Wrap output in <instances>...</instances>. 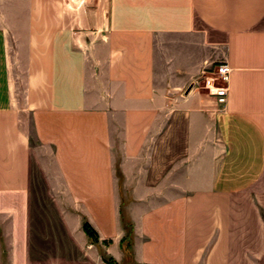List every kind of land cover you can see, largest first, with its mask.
Segmentation results:
<instances>
[{"label":"crops","instance_id":"0c3cea01","mask_svg":"<svg viewBox=\"0 0 264 264\" xmlns=\"http://www.w3.org/2000/svg\"><path fill=\"white\" fill-rule=\"evenodd\" d=\"M0 264H264V0H0Z\"/></svg>","mask_w":264,"mask_h":264},{"label":"built area","instance_id":"2783aa9c","mask_svg":"<svg viewBox=\"0 0 264 264\" xmlns=\"http://www.w3.org/2000/svg\"><path fill=\"white\" fill-rule=\"evenodd\" d=\"M232 68L226 62H220L204 70L201 78L192 88L204 89L212 97L218 108L224 109L228 104Z\"/></svg>","mask_w":264,"mask_h":264},{"label":"trees","instance_id":"16d2710c","mask_svg":"<svg viewBox=\"0 0 264 264\" xmlns=\"http://www.w3.org/2000/svg\"><path fill=\"white\" fill-rule=\"evenodd\" d=\"M84 231L86 232V234L90 237H94L95 236V233L94 231L90 228L89 225L85 224L84 225Z\"/></svg>","mask_w":264,"mask_h":264},{"label":"rangeland","instance_id":"374dc122","mask_svg":"<svg viewBox=\"0 0 264 264\" xmlns=\"http://www.w3.org/2000/svg\"><path fill=\"white\" fill-rule=\"evenodd\" d=\"M193 89V88H192ZM204 90V89H203ZM206 91V90H205ZM206 93H207V91H206ZM34 141V143H35V140H33Z\"/></svg>","mask_w":264,"mask_h":264}]
</instances>
